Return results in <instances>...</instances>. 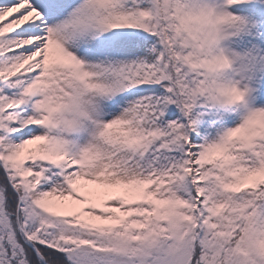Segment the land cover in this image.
<instances>
[{"label":"snow or ice","instance_id":"obj_1","mask_svg":"<svg viewBox=\"0 0 264 264\" xmlns=\"http://www.w3.org/2000/svg\"><path fill=\"white\" fill-rule=\"evenodd\" d=\"M0 264H264V0H0Z\"/></svg>","mask_w":264,"mask_h":264}]
</instances>
